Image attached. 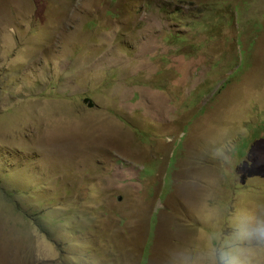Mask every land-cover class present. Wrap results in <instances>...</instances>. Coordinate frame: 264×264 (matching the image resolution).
I'll return each instance as SVG.
<instances>
[{
  "label": "rangeland",
  "instance_id": "374dc122",
  "mask_svg": "<svg viewBox=\"0 0 264 264\" xmlns=\"http://www.w3.org/2000/svg\"><path fill=\"white\" fill-rule=\"evenodd\" d=\"M222 256L264 264V0H0V264Z\"/></svg>",
  "mask_w": 264,
  "mask_h": 264
},
{
  "label": "clouds",
  "instance_id": "9594fccd",
  "mask_svg": "<svg viewBox=\"0 0 264 264\" xmlns=\"http://www.w3.org/2000/svg\"><path fill=\"white\" fill-rule=\"evenodd\" d=\"M221 264H232V262L225 256L221 257Z\"/></svg>",
  "mask_w": 264,
  "mask_h": 264
},
{
  "label": "bare ground",
  "instance_id": "6f19581e",
  "mask_svg": "<svg viewBox=\"0 0 264 264\" xmlns=\"http://www.w3.org/2000/svg\"><path fill=\"white\" fill-rule=\"evenodd\" d=\"M156 116H157V115H156ZM158 118H159V117H158ZM154 123H155V122H154ZM154 123H153V124H154Z\"/></svg>",
  "mask_w": 264,
  "mask_h": 264
}]
</instances>
